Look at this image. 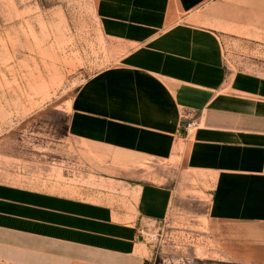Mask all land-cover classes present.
Wrapping results in <instances>:
<instances>
[{"label":"crops","instance_id":"1","mask_svg":"<svg viewBox=\"0 0 264 264\" xmlns=\"http://www.w3.org/2000/svg\"><path fill=\"white\" fill-rule=\"evenodd\" d=\"M97 7L103 32L128 50L75 92L67 128L110 161L125 156L129 167L104 177L116 192L82 196L0 182V257L143 264L141 227L169 213L173 192L139 181L140 168L131 166L140 159L180 157L211 186L212 220L264 224V0H98ZM213 10L249 17L238 20L243 44L258 52L244 55L248 68L225 59L223 35L232 32L224 28L240 25L235 15ZM191 119L199 126L187 133Z\"/></svg>","mask_w":264,"mask_h":264},{"label":"rangeland","instance_id":"2","mask_svg":"<svg viewBox=\"0 0 264 264\" xmlns=\"http://www.w3.org/2000/svg\"><path fill=\"white\" fill-rule=\"evenodd\" d=\"M97 6L98 0H0V182L75 196L117 191L104 177L122 173L127 158L110 161L67 128L75 92L128 50L103 32ZM208 12L235 15L240 25L224 28L232 32L223 35L225 59L248 68L244 55L258 52L243 44L246 28L238 20L249 17ZM137 162L131 167L140 168L139 181L173 192L169 213L141 227L143 264H264V224L212 220L211 186L180 157ZM0 264L19 263L0 257Z\"/></svg>","mask_w":264,"mask_h":264},{"label":"built area","instance_id":"3","mask_svg":"<svg viewBox=\"0 0 264 264\" xmlns=\"http://www.w3.org/2000/svg\"><path fill=\"white\" fill-rule=\"evenodd\" d=\"M198 126H199V122L196 119H191L185 124V128H186L187 133L194 131ZM158 236H161V234L159 233V229H157V231H156V234L154 236V240H156Z\"/></svg>","mask_w":264,"mask_h":264}]
</instances>
